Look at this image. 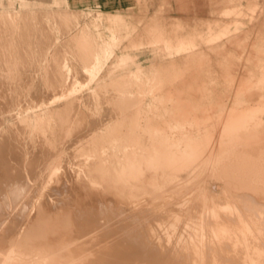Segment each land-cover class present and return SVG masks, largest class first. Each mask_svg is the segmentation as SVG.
<instances>
[{"label": "bare ground", "instance_id": "1", "mask_svg": "<svg viewBox=\"0 0 264 264\" xmlns=\"http://www.w3.org/2000/svg\"><path fill=\"white\" fill-rule=\"evenodd\" d=\"M5 3L0 99L20 66L48 89L87 77L16 108L12 131L17 104H0V264H264V35L235 73L194 71L226 67L243 12L184 27L156 15L125 43L104 37L101 11L82 23L92 12L67 0Z\"/></svg>", "mask_w": 264, "mask_h": 264}, {"label": "rangeland", "instance_id": "2", "mask_svg": "<svg viewBox=\"0 0 264 264\" xmlns=\"http://www.w3.org/2000/svg\"><path fill=\"white\" fill-rule=\"evenodd\" d=\"M5 1L6 0H2L3 4H6ZM44 1L51 2V0H44ZM18 4H19V0H16L15 7H19ZM63 7L64 6L62 5L61 8L63 9ZM187 9H189L188 11L189 13L186 12L184 14V11H187ZM225 9H228L230 11L238 9L242 11L243 15L240 16L239 18L243 20L244 25H245L239 30V33L236 36V38L233 39V42H231L230 49H229L230 51L228 52L222 51L221 53H219L221 58H229L224 63L226 67L217 66L216 64H220L219 62L220 59L219 60L216 59L211 62L212 64H215L214 69L210 70L207 67H202V68H197L194 71L200 72L202 74L207 73L209 71H214V72L216 71V72L223 73V74H227V73L233 74L235 73V66L240 61L241 62L245 61L240 58L241 57L244 58L247 56H253L254 53L251 51H253L254 48L259 47V45H262V41L258 39L262 35H264V18H263L264 0H135V3L131 7L123 9V10H119V11H121L124 14H128L131 21L136 25L145 24L146 22L150 21V19H152V17L155 16L156 14L158 18L160 16L159 23L161 24H165L171 27L176 23L177 24L181 23L182 26L184 27V25L185 26H188V25L192 26L194 24L195 25L197 24V26L204 25L207 22V20L212 21L213 18L216 17V15L218 14L217 12L221 10H225ZM253 9H254V14L256 17H255V20L250 21L249 15L253 11ZM262 9H263V12L261 11ZM82 11H84V13L89 12V11L92 12V14H90L89 16L82 17L81 19L82 22L84 20H87L89 22L90 19L94 16V14L100 11V9L99 8H84L82 9ZM260 13H263V14L261 15ZM231 16L233 18L235 17L234 15H231ZM231 16L225 17L224 19L225 20L233 19ZM258 17H260V19ZM180 18L182 21H180ZM261 20H262V23L260 24ZM256 21L258 23H256ZM258 25H259V28L261 27L263 29V33H261L259 36H257V30L259 29L257 28ZM58 39L60 40L59 42H62L64 40V37L62 38L60 37ZM263 46H264V42H263ZM199 61H200L199 63H198V60L194 61V63L197 62V65H199L200 63L202 64L203 61L200 59ZM41 63H45V62L41 61ZM203 63H206V61L204 60ZM40 71L42 72L43 70L42 69L37 70V69L28 67V66L27 67L20 66V68L17 70V78H18L17 83L11 89L12 91H14L15 89L14 91L15 93L11 92V90L9 92L8 90V93L5 92L8 96H6L5 94L2 95V96L5 95L6 97L4 96V98H6L8 101L7 100L4 101L3 99H0V104H17L15 106V109H13L9 115L7 114V118L1 122L6 128H9V129L11 128L10 131H12V127H10L11 126L10 123L16 120L14 116H18L19 109H21L23 113H26L27 110L28 112H31L33 109L39 108L40 105L43 103V100H42V102H40L41 104H39L40 99H46V98L49 99V97L53 96L54 94L59 95L62 92L65 95H68L69 94L68 91L70 90L72 86L70 84V82L72 81V78H79L82 80L83 78L87 77V76H64V78H67L66 85L57 86V87L48 89L45 85H43L45 77L41 76ZM228 77L221 76V79L224 82V79ZM200 78H207V77L201 76ZM224 84L226 85V83ZM90 89H92V86L91 87L90 86H81V87L79 86L75 92L76 93L75 96H78L79 99L82 98L81 99L82 101L75 102V104L79 103L83 110H86L85 109L86 106L85 108L82 106H84L85 104H91V102L85 103L87 101L89 102L88 91ZM58 95H55L54 97ZM9 96H12V97L10 98ZM8 97L10 98L11 101H9ZM63 99L64 97L57 104H64L65 101ZM51 100L53 101V99ZM51 100L49 101L51 102ZM45 101L46 100H44V102ZM228 101H229L228 103H232L230 100ZM47 103H48V100H47Z\"/></svg>", "mask_w": 264, "mask_h": 264}, {"label": "crops", "instance_id": "3", "mask_svg": "<svg viewBox=\"0 0 264 264\" xmlns=\"http://www.w3.org/2000/svg\"><path fill=\"white\" fill-rule=\"evenodd\" d=\"M15 1L16 0H14V2ZM22 1L33 2L34 4L41 5L53 4L54 2V0H51V2H45L44 0H19V2ZM67 2L71 8L77 10L84 8H99L103 15L101 19L97 20L96 23L103 32L104 37H109V29H112L114 32L121 35L120 39L126 38L124 41L125 43H129L131 41L137 42L142 37L144 25L150 21L158 20L156 19L155 14V16H153L152 19H150V21L146 22L145 24L136 25L131 21L128 14H124L119 11L131 7L135 3V0H67ZM188 11L189 9L184 11V14ZM81 19L82 18H80V21ZM85 21L88 22L87 20H84L83 22ZM89 22H91V19ZM125 34H130V36L123 37Z\"/></svg>", "mask_w": 264, "mask_h": 264}]
</instances>
